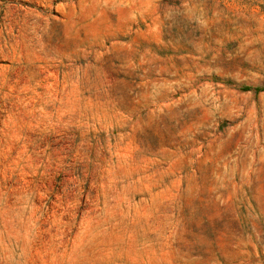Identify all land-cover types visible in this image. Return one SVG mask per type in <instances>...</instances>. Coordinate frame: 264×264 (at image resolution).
I'll use <instances>...</instances> for the list:
<instances>
[{
    "label": "rangeland",
    "instance_id": "obj_1",
    "mask_svg": "<svg viewBox=\"0 0 264 264\" xmlns=\"http://www.w3.org/2000/svg\"><path fill=\"white\" fill-rule=\"evenodd\" d=\"M0 264H264V0H0Z\"/></svg>",
    "mask_w": 264,
    "mask_h": 264
}]
</instances>
